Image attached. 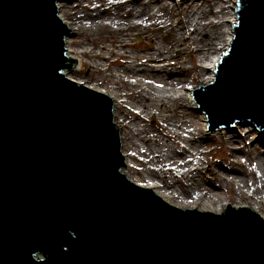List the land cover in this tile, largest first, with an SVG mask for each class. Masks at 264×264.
<instances>
[{
    "label": "water",
    "instance_id": "water-1",
    "mask_svg": "<svg viewBox=\"0 0 264 264\" xmlns=\"http://www.w3.org/2000/svg\"><path fill=\"white\" fill-rule=\"evenodd\" d=\"M58 1L0 0V264H264L258 213L182 209L125 176L112 99L64 73ZM236 13L193 95L209 133L250 120L264 140V0Z\"/></svg>",
    "mask_w": 264,
    "mask_h": 264
},
{
    "label": "bare ground",
    "instance_id": "bare-ground-1",
    "mask_svg": "<svg viewBox=\"0 0 264 264\" xmlns=\"http://www.w3.org/2000/svg\"><path fill=\"white\" fill-rule=\"evenodd\" d=\"M77 1L59 0L57 2L58 14L71 31L70 35L66 36L65 47L67 57L72 58L73 62L71 68L66 69L64 73L79 84L87 85L112 99L114 121L120 129L122 152L126 158V168L122 170L125 176L131 179L128 172L135 169V166L130 164V158H133L131 150L135 148V141L138 138L145 142L144 154L160 166L158 172L151 171L155 178L151 177V185L148 187L165 201L182 209L194 208L214 213H222L227 204L236 208L246 207L259 213L264 219V212H262L264 207L260 201L256 204L248 192H240L237 197H233L234 202H231L230 199L232 198H230L224 203L223 199L216 193L219 191L218 183L213 182L210 186L212 190H207L200 182V171L197 168L180 172L176 167L179 165L181 168L183 167L181 161L187 154L191 158H195L197 152L198 156L205 155L204 152L200 151L204 141L200 135L202 130L199 121L201 120L203 125H206L208 117L197 108L193 92L201 86L210 85L215 80L213 76L221 57L233 40L232 25L237 22L238 0H173L172 4L167 3L168 0H84L87 6H84L80 13L77 10L75 12V9H78V6L75 7ZM198 1L206 2L209 11L215 15V18L218 19L220 16L226 15L225 20L220 23L216 21V23L209 22L206 24L202 21L204 19H197L195 15L199 11L203 13L200 7H195ZM225 1L230 2L227 10L225 7L222 8ZM216 8L219 10L217 11ZM74 26H77V29ZM85 27H88L89 31L92 32L99 28L109 31L112 47L109 49V53L116 56V59L111 60L105 54H101L100 57L107 60L109 65L113 61H117L118 68L115 74L120 73V81L135 85L144 82L145 87L137 92L123 93L120 86L113 81L108 85H102L100 81L95 84H86V80L80 81V79L74 78L80 76L78 69L74 66L75 56L78 54L88 55L87 51L80 49L81 43L78 40ZM159 27H163V31H169L173 35L169 44L160 42ZM208 27L213 29H207ZM217 27L221 32H218L219 30L217 33L213 32L216 31ZM204 32L208 34L207 39L200 36ZM135 34L141 35L148 42L145 43L144 40H141L132 43L131 39ZM219 44H222V47L218 48L217 51L216 46ZM117 48H132L136 51L118 53ZM175 50H178L179 53H176ZM185 52L198 57L202 64L193 63L191 70L183 67ZM127 78H131L132 81ZM194 82H198V86L189 87V84ZM151 83L162 85L165 90L164 93L168 95L154 97L148 89ZM181 91H188V93L183 95ZM123 97L133 100L139 107L143 108L139 113V118H142L145 113L155 117L154 126L158 129L157 131L177 146L176 160L168 152L162 154L159 148L152 149L151 141L157 145L163 144V136L154 134L146 128L141 130V134L144 136H140L132 129L129 120L131 116L127 113L129 110L125 108L126 101ZM192 108L196 109V112ZM197 112L200 113L201 118L196 114ZM167 123L171 129L166 126ZM248 123L250 122H236L235 126L229 128L227 133L224 132L227 128H222L219 131V138L227 145V158L230 161L228 165L220 166L225 177H221L218 173L215 175L220 179L223 178L227 184L229 180L227 175H233L234 184V178L245 177L243 171L235 168L241 163L236 153H241L244 156L252 146L254 147V154L264 164V140L261 135L257 139H252L254 131L242 128ZM183 133L187 134L186 147L180 146L181 141L184 140ZM217 138L218 135L210 133L211 140ZM165 146L166 149L169 148L167 143ZM249 158L250 162L255 160L253 155H249ZM192 163L196 165V163ZM244 163L247 161L245 160ZM249 167V172L253 178L250 187H254V193L257 195L262 186V176L251 165ZM141 177L145 178L144 175ZM172 177H175L176 181H173ZM244 182L246 186L249 185L247 179H244ZM171 199L176 200V202Z\"/></svg>",
    "mask_w": 264,
    "mask_h": 264
},
{
    "label": "rangeland",
    "instance_id": "rangeland-1",
    "mask_svg": "<svg viewBox=\"0 0 264 264\" xmlns=\"http://www.w3.org/2000/svg\"><path fill=\"white\" fill-rule=\"evenodd\" d=\"M173 0H168L167 3L172 4ZM75 7L78 6V9H75V12L77 10L78 13H80L81 11H83L84 6H87V3H84V0H78L77 2H75ZM230 4V2H224L222 4V8H226V10L228 9V5ZM221 6V5H220ZM195 7H200V9L203 11V13H201L200 11L195 15V17L199 20H202L204 23L208 24L209 22H221L223 20H225L226 15H222V17L220 16L218 19L215 18L214 14H211V12L209 11V8L207 6L206 2H197ZM216 10L218 11L219 9L216 8ZM225 10V11H226ZM155 11V9H154ZM216 14V13H215ZM215 27V26H214ZM74 28L77 29V26H74ZM207 29H213V28H207ZM219 30V27H217L216 32ZM109 31L103 29V28H99L92 31H89L88 27H85L83 29V31L81 32V34L79 35V41L81 43V50L83 51H87L88 55H84V54H78L75 56V60H74V66H76V69H78V74L80 76H75L74 78L76 79H80V81H87V83L89 84H95L97 81H100V83L102 85H108L110 84L112 81L117 83L120 86V90L123 93H128V92H137L140 89H142L143 87H145V83L141 82L140 84L138 83L137 85L135 84H127L123 81H120L119 79L121 78V76L119 74H115L116 69L118 68L117 66V61H113L112 64H108V61L103 59L102 57H100L101 54H105L107 57H109L111 60L116 59V56L111 55V53H109V49H111V42H110V35L108 33ZM158 32H160V42L163 44H169V42L172 41L173 35L169 32V31H163V27H159L158 28ZM218 32H221L220 30ZM218 35V34H216ZM73 36V35H72ZM75 36V35H74ZM200 36L203 39H207L208 34L207 33H201ZM143 41L145 43L148 42V40L143 39V37H141V35H134L133 38L131 39L132 43H137L139 41ZM104 47V49H103ZM222 47V44H219L216 46L217 51L218 48L220 49ZM116 51L118 53L121 52H133L136 50H133L132 48H126V49H116ZM176 53H179L178 50H175ZM80 63V65H79ZM194 64H202V62H200V59L196 56H191L188 52L184 53V58H183V67H185L186 69L191 70L192 69V65ZM108 69V70H107ZM110 70V72H108ZM113 73V75H111ZM129 81H132L131 78H127ZM198 86V82H194V83H190L189 87H196ZM149 92L150 94H152L154 97H158V96H165L168 95L167 93H164L165 90L163 89L162 85H160L159 83H151L148 86ZM183 95H187L188 91H181ZM123 99H125L126 101V107L128 108V115L131 116V119H129L131 121V125H132V129L134 131L137 132L138 135L140 136H144V134H141V130L143 129H148V131L152 132V133H156L157 135H161L163 136L161 133H159V131H157L158 129L154 126L156 119L155 117H153L152 115L146 114L143 115L142 118H139V113L141 112V110L143 108L139 107V105L134 102L133 100L127 98V97H123ZM173 103V102H171ZM194 106V105H193ZM192 110L194 112H196L194 108H192ZM131 112V113H130ZM196 114L199 115V117L201 118V115L199 112H197ZM157 119H159L157 117ZM161 121V120H160ZM200 127H201V138L203 139V145L201 146V150L202 152L205 153V155L198 156V152L195 153L196 157L195 158H191L189 157L190 155L187 154L185 156L184 159H182L181 163H183V167L181 168L180 165L176 166L178 168V170L181 172L183 171H188L191 170L193 168H197L200 172L199 174V178H200V182L204 185V188H206L207 190H212V188L210 186H212L213 182H216L219 184L218 188L219 191H217V195H219L223 200L224 203L227 202V199H230L231 202L233 201V197L236 196L237 194L240 192H248L249 194H251L252 199H254L257 202H261L262 207H264V164L257 158V155L254 154V147H250V151L245 154L244 156L241 155V153H236V156L238 157L239 161H241L240 166L236 165L235 168L239 169L241 171L244 172L245 177H239L234 178L235 179V184H234V180L233 179V175H227V178L230 180H228V184L227 182H225L222 179L218 178L217 175L215 174H219L221 175V177H225V173H223L221 171L220 166H226L229 164V158H227V145L225 144L224 141H222L219 136H220V130L222 128H220L219 130L215 131L213 134L218 135V138L215 140H211L210 139V133L207 130V125H203L204 123H202V121L200 120ZM169 123L166 124V126L169 127L168 125ZM236 123L233 124V126L231 128H233L235 126ZM171 129V127H169ZM245 130L248 129H252L253 132V136L252 139H257L260 137L261 133L260 130L255 127H252V124L248 123L246 126L242 127ZM173 130V129H172ZM229 129L227 128L224 132L227 133ZM124 132H126V130L124 129ZM183 137L184 140L181 141V147H186V133H183ZM163 144L157 145L155 144L153 141H151V147L152 149L156 150V149H160V153H167L171 155V157L174 158V160L177 159V146L174 142L169 141V139L166 136H163ZM126 143V142H125ZM165 143H167L169 146V148L166 149ZM135 148L131 150L132 156L133 158H130V164L135 166V169H132L128 172L129 176L131 177V179L136 182L137 184L144 186V187H148L149 185H151L150 179L155 178L154 174L151 173L152 170H155L158 172L160 166L153 161L150 157L146 156L144 154V151L146 150V145L145 142L140 141L138 138H136L135 141ZM179 146V149H180ZM171 150V151H170ZM249 155H253L254 156V161L250 162V158ZM165 157V156H164ZM245 160L247 161V163H244ZM196 163V165H193V163ZM249 165H251V167L253 169H255L256 171H258L261 176H262V186L258 192L257 195H255L254 193V187H250L252 186L253 183V178L252 175L249 172ZM141 175L145 176V178L141 177ZM244 179H247L249 185L246 186V183L244 182ZM173 181L175 180V177H172ZM232 180V181H231ZM242 180V182H241ZM176 183V182H175ZM178 189H180L177 186ZM173 202H176V200L171 199ZM261 209V208H258ZM262 212H264L262 210Z\"/></svg>",
    "mask_w": 264,
    "mask_h": 264
}]
</instances>
